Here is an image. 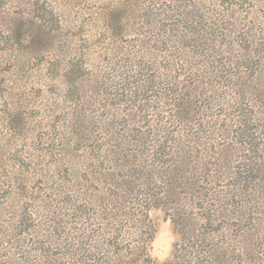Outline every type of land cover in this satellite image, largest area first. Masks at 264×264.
Segmentation results:
<instances>
[{"label": "rangeland", "instance_id": "1", "mask_svg": "<svg viewBox=\"0 0 264 264\" xmlns=\"http://www.w3.org/2000/svg\"><path fill=\"white\" fill-rule=\"evenodd\" d=\"M161 71L166 83L264 75V0H0V264H128L130 253L97 235L93 153L100 139L125 142L145 127L142 109L158 112L150 96ZM224 84L194 88L212 97H198L206 116L230 115ZM224 124L235 145L238 134ZM149 217L155 264L221 259L219 248L175 258L181 236L173 221L161 207ZM249 231L246 240L259 239L264 251V223Z\"/></svg>", "mask_w": 264, "mask_h": 264}, {"label": "trees", "instance_id": "2", "mask_svg": "<svg viewBox=\"0 0 264 264\" xmlns=\"http://www.w3.org/2000/svg\"><path fill=\"white\" fill-rule=\"evenodd\" d=\"M161 74L165 76H159L158 91L150 96L158 98V112L141 110L147 125L132 130L125 142L100 139L95 145L98 237L126 258L130 253L128 264H155L149 251L155 233L149 211L161 207L181 236L175 258L198 259L219 248L222 255L215 264L264 262L259 239L246 240L252 227L264 223V75H216V80H208L213 76L201 73L166 83L169 74ZM200 83L217 84L213 89L228 83L224 106L230 115L206 116L198 97L201 104L212 97L194 91ZM133 93L131 85L128 97ZM223 124H231L238 134L235 145L222 135ZM215 130L218 138L214 134L203 141V134ZM236 146L239 152L233 159L230 149ZM239 163L244 164L240 172ZM106 198L110 203L101 205ZM233 230L237 233L231 238ZM216 235L222 237L215 242Z\"/></svg>", "mask_w": 264, "mask_h": 264}]
</instances>
